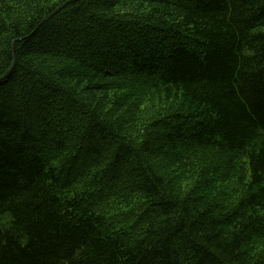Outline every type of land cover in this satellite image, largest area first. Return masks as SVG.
<instances>
[{"label": "trees", "instance_id": "obj_1", "mask_svg": "<svg viewBox=\"0 0 264 264\" xmlns=\"http://www.w3.org/2000/svg\"><path fill=\"white\" fill-rule=\"evenodd\" d=\"M66 1L0 0V264H264V0Z\"/></svg>", "mask_w": 264, "mask_h": 264}, {"label": "water", "instance_id": "obj_2", "mask_svg": "<svg viewBox=\"0 0 264 264\" xmlns=\"http://www.w3.org/2000/svg\"><path fill=\"white\" fill-rule=\"evenodd\" d=\"M73 1H76V0H68V1H66V2H64L63 4H61L59 7H57L55 10H53L50 14H48L39 24H38V26L36 27V29H35V31L37 30V29H39L46 21H48L50 18H52L55 14H57L60 10H62L67 4H69V3H71V2H73ZM14 50V61H13V64H12V66H11V68L7 71V73H5V75L2 77V78H4V77H6V76H8L10 73H11V71L13 70V68L15 67V64H16V55H15V49H13ZM1 78V79H2Z\"/></svg>", "mask_w": 264, "mask_h": 264}, {"label": "bare ground", "instance_id": "obj_3", "mask_svg": "<svg viewBox=\"0 0 264 264\" xmlns=\"http://www.w3.org/2000/svg\"><path fill=\"white\" fill-rule=\"evenodd\" d=\"M45 18V17H44ZM43 20V19H42ZM36 29V28H35Z\"/></svg>", "mask_w": 264, "mask_h": 264}]
</instances>
